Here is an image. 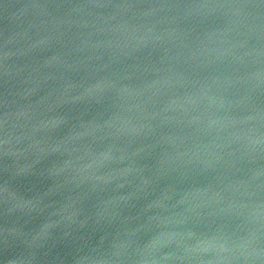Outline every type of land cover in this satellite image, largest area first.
<instances>
[{"label":"water","instance_id":"95a60500","mask_svg":"<svg viewBox=\"0 0 264 264\" xmlns=\"http://www.w3.org/2000/svg\"><path fill=\"white\" fill-rule=\"evenodd\" d=\"M55 264H264V0H160Z\"/></svg>","mask_w":264,"mask_h":264}]
</instances>
